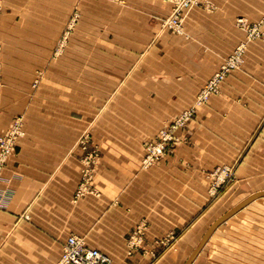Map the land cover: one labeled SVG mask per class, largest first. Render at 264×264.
I'll list each match as a JSON object with an SVG mask.
<instances>
[{"label":"crops","instance_id":"1","mask_svg":"<svg viewBox=\"0 0 264 264\" xmlns=\"http://www.w3.org/2000/svg\"><path fill=\"white\" fill-rule=\"evenodd\" d=\"M25 1L5 0L6 8L0 13L2 62L8 49L36 52L53 47L55 33L49 32L46 41V37H38L46 35L44 30L36 31L32 26L19 24L18 10ZM56 1L42 0L47 9L36 7L39 12L35 16L67 17V13L57 15L55 5L51 4ZM159 1L128 0L134 5L128 16L150 18L152 3ZM212 1L216 4L214 9L196 6L189 11L184 34L166 33L162 37L161 50L174 48L177 57L165 63L171 69L159 83L161 96L193 97L223 58L245 38V30L236 25V17L243 15L257 20L264 14V0ZM72 2L65 0L70 8ZM129 28L130 34L135 32ZM14 33L17 36L11 37ZM42 41L48 45H41ZM32 51L29 54L32 57H13V65H41L40 57ZM63 64L73 65L67 59L48 60V65ZM75 65L85 66L87 62ZM80 71L81 77L86 75L85 70ZM116 76L120 78L121 73L114 78ZM64 77L65 82L73 81L67 72ZM6 78L0 85V131L14 115L23 113L26 134L16 145L0 180V192L9 196L7 204L0 206V264H55L64 242L73 233L84 236L89 245L112 255L114 264H185L191 255L186 246L198 240L201 229L212 221L207 219L215 212L204 170L215 165L223 147H229L231 153V147H238L242 152L240 176L264 189L262 39L248 43L243 65L226 77L221 91L213 95L208 104L200 107L191 126L192 140L180 143L173 153L149 169L140 167V159L145 131L153 130V124L139 119L110 120L109 115L116 116L119 112L104 109L105 90L88 93L87 77L84 82L80 79L81 90L65 86L64 105H57L56 100L41 103V91H25V83L31 80L26 82L23 75L16 73L15 77ZM138 78L150 85L149 79ZM129 80L137 82L136 75ZM10 82L16 83L15 89L10 90ZM119 90L118 97L112 94L114 104L120 96L129 103L131 98L146 97L145 89ZM48 94L50 99L52 94ZM74 102L88 106L74 109ZM135 105L144 113V101ZM127 114L126 119L130 118ZM88 127L96 135L92 141L100 148L92 180L96 191H87L75 199L83 168V150L78 145V137ZM228 159H232V155L225 158ZM142 218L149 221L148 243L153 244L168 231L180 233L176 249L168 247L155 255L148 250L129 255L128 232ZM189 222L192 226L186 233L185 225ZM226 226L220 224L214 230L190 264H226L222 259L233 257L232 252L213 249Z\"/></svg>","mask_w":264,"mask_h":264},{"label":"rangeland","instance_id":"2","mask_svg":"<svg viewBox=\"0 0 264 264\" xmlns=\"http://www.w3.org/2000/svg\"><path fill=\"white\" fill-rule=\"evenodd\" d=\"M41 4L42 0L23 2V7L18 10V15L21 16L18 21L22 26H32L33 30H44L46 35L38 37H46V41L49 40V32L51 35L55 33V41L51 42L53 47L49 50H36V52L31 50L37 54L36 57H40L42 62L41 65L35 67L17 66L11 61L13 57H32L29 55L31 51L21 52L14 48L8 49L5 57L1 59L3 62L0 61V85L4 83V78L15 77L18 73L25 76L26 82L28 79L31 80L30 83H25L26 92L41 91V103L48 104L56 100L57 105H64L65 86L68 88L72 85L74 90H81L80 79L84 82L87 77L88 93H96L99 89L105 90L106 107L104 109L119 112L116 116L109 115L110 120L131 122L139 119L153 124V130L145 131L147 133L144 150L140 159V167L143 169H149L161 163L168 154L173 153L180 143H188L192 140L191 126L200 107L208 104L211 97L221 91L226 77L243 65L248 43L254 39L264 40V14L257 20H250L243 15L237 16L236 25L245 30V38L240 40L223 58L217 69L204 80L193 97H179L174 94L166 98L161 96L163 92L159 83L167 74L168 69H171L165 63L172 59L176 60L177 54L174 48L161 50L162 37L166 33L184 34V22L189 11L196 6L214 9L216 4L212 0L153 2V14L150 18H130L128 15L134 10V5H130L128 0H73L71 8L65 4V0H57L51 3L55 5L57 15L67 13L68 16L54 18L35 16L39 12L36 9L46 8L43 7L44 3ZM141 6L144 9V4L141 3ZM5 8V0H0V13ZM129 27L132 28V32L133 29L135 32L130 34ZM13 36L17 35L14 33L11 37ZM41 45H48V43L42 41ZM49 59L62 61L67 59L73 65L52 66L48 65ZM81 61L87 62V65H75L80 64ZM80 70H85L83 73L86 75L81 77ZM66 72L70 79L72 78V82H65ZM218 72L223 73V77L215 80ZM119 73L121 77L114 78V75ZM135 75L137 82L129 80V77ZM138 77L149 79L150 85L144 84L141 80L143 78ZM214 80V85L211 86ZM9 85L10 90L15 89L16 83L10 82ZM174 86L176 87L175 84ZM118 89L126 91L138 89L144 91L145 89L146 97L131 98L129 103L128 99L120 96L116 98L117 102L114 104L113 95L118 97L121 93L117 92ZM49 92L52 94L50 99ZM84 98L86 101V96ZM76 100L80 99L76 98ZM142 101L145 102L144 113L135 108V104H140ZM81 105L88 106L86 103L74 102L73 108L80 109ZM126 113L130 118L126 119ZM25 134L23 113L14 115L8 126L0 131V180L16 145ZM94 137L96 135L89 127L82 130L78 137V145L83 150V168L80 183L74 194L75 199L87 191H96L92 186V180L100 148L92 141ZM231 149L232 153L229 147L228 149L223 147L217 155L215 165L204 170L208 179V196L215 212L207 219L209 222L212 221L201 229L198 240L186 246L189 250L188 255H192L214 220L231 210L251 193L262 189L255 182L242 179L238 171L242 152L238 151L237 146ZM230 155L232 159L225 160ZM8 197L6 192H0V206L7 204ZM220 224L223 227L227 226L223 228V236L216 246L213 245V249L232 252V258L222 259L226 261V264H241L240 262L242 264H264V195L253 200ZM148 226L149 221L142 218L129 230L126 238V249L129 255L137 252L144 253L147 250L155 255L159 250L163 251L168 247L176 249L178 239L181 237L180 233L168 231L156 239L153 245L146 240ZM191 226L192 222L185 225L186 233ZM71 235H77L85 240L82 235L75 233ZM85 242L87 243L86 240ZM107 254L114 263L112 255Z\"/></svg>","mask_w":264,"mask_h":264},{"label":"built area","instance_id":"3","mask_svg":"<svg viewBox=\"0 0 264 264\" xmlns=\"http://www.w3.org/2000/svg\"><path fill=\"white\" fill-rule=\"evenodd\" d=\"M228 63V62H227ZM223 77L218 72L215 80ZM213 81L212 85H214ZM55 264H114L111 257L101 249L93 247L77 235H70L65 241L63 251Z\"/></svg>","mask_w":264,"mask_h":264},{"label":"water","instance_id":"4","mask_svg":"<svg viewBox=\"0 0 264 264\" xmlns=\"http://www.w3.org/2000/svg\"><path fill=\"white\" fill-rule=\"evenodd\" d=\"M262 195H264V189H261V190H258V191H255V192L251 193L250 195H248L247 197H245L243 200H241L239 203H237L231 210H229L228 212L224 213L222 216H220L219 218H217L212 223V225L208 228V230L206 231L205 235L203 236V238L201 239V241L197 245L196 249L194 250V252L192 253V255L190 256V258L187 260V262L185 264H190L192 262L194 256L207 243L208 239L210 238V236L212 235V233L214 232V230L218 227V225L221 222H223L228 217H230L234 213H236L238 210L242 209L244 206H246L247 204H249L250 202H252L253 200L257 199L258 197H260Z\"/></svg>","mask_w":264,"mask_h":264},{"label":"bare ground","instance_id":"5","mask_svg":"<svg viewBox=\"0 0 264 264\" xmlns=\"http://www.w3.org/2000/svg\"><path fill=\"white\" fill-rule=\"evenodd\" d=\"M103 251V250H102Z\"/></svg>","mask_w":264,"mask_h":264}]
</instances>
